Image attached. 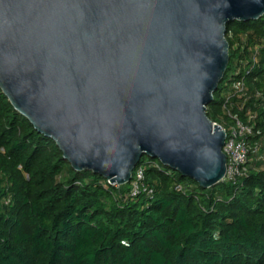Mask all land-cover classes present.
<instances>
[{"label":"water","instance_id":"1","mask_svg":"<svg viewBox=\"0 0 264 264\" xmlns=\"http://www.w3.org/2000/svg\"><path fill=\"white\" fill-rule=\"evenodd\" d=\"M263 15L264 0H0V87L78 171L127 184L148 154L210 188L227 25Z\"/></svg>","mask_w":264,"mask_h":264},{"label":"trees","instance_id":"2","mask_svg":"<svg viewBox=\"0 0 264 264\" xmlns=\"http://www.w3.org/2000/svg\"><path fill=\"white\" fill-rule=\"evenodd\" d=\"M226 38L207 114L228 126L230 109L253 126L237 184L203 188L151 156L137 167L154 195L132 197L135 170L117 185L74 169L0 87V264H264V15L229 23Z\"/></svg>","mask_w":264,"mask_h":264},{"label":"built area","instance_id":"3","mask_svg":"<svg viewBox=\"0 0 264 264\" xmlns=\"http://www.w3.org/2000/svg\"><path fill=\"white\" fill-rule=\"evenodd\" d=\"M259 47L257 46L255 49L253 55L254 62L257 61ZM239 86V92L244 93V82H240ZM228 115L231 118V123L228 126L218 123L226 130L223 151L227 156V163L226 174L222 181H231L237 184L245 174L246 165L250 160L251 153L255 152L257 147L254 148L250 143L251 136L254 134L253 126L245 122L238 115L233 114L230 109H228ZM131 185L130 196L132 197L138 196L141 193H146L148 196L154 195V188L149 186L145 181V172L142 166L135 169ZM176 190L181 191L182 187L177 185Z\"/></svg>","mask_w":264,"mask_h":264},{"label":"rangeland","instance_id":"4","mask_svg":"<svg viewBox=\"0 0 264 264\" xmlns=\"http://www.w3.org/2000/svg\"><path fill=\"white\" fill-rule=\"evenodd\" d=\"M228 121L227 122H231V118L230 117H228V119H227ZM150 155H148V154H145L144 156H142V165H144L145 163H147L148 162V160L150 159ZM157 159V158H156ZM158 160V159H157ZM160 161V160H159ZM161 162V161H160ZM162 163V162H161ZM163 164V163H162ZM164 165V164H163ZM165 166H167V165H165ZM187 180H192V179H190V178H188V177H185ZM131 185V184H130Z\"/></svg>","mask_w":264,"mask_h":264}]
</instances>
